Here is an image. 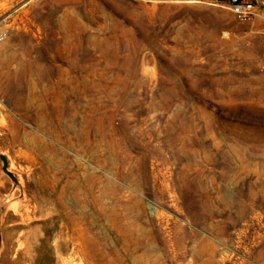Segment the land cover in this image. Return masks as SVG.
<instances>
[{
    "label": "rangeland",
    "instance_id": "1",
    "mask_svg": "<svg viewBox=\"0 0 264 264\" xmlns=\"http://www.w3.org/2000/svg\"><path fill=\"white\" fill-rule=\"evenodd\" d=\"M258 1L0 0V264H264Z\"/></svg>",
    "mask_w": 264,
    "mask_h": 264
},
{
    "label": "built area",
    "instance_id": "2",
    "mask_svg": "<svg viewBox=\"0 0 264 264\" xmlns=\"http://www.w3.org/2000/svg\"><path fill=\"white\" fill-rule=\"evenodd\" d=\"M239 21H250L260 16L263 5L258 0H228L223 4Z\"/></svg>",
    "mask_w": 264,
    "mask_h": 264
},
{
    "label": "crops",
    "instance_id": "3",
    "mask_svg": "<svg viewBox=\"0 0 264 264\" xmlns=\"http://www.w3.org/2000/svg\"><path fill=\"white\" fill-rule=\"evenodd\" d=\"M228 0L225 1H219V0H211V2L219 3V4H226Z\"/></svg>",
    "mask_w": 264,
    "mask_h": 264
}]
</instances>
